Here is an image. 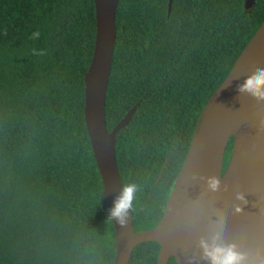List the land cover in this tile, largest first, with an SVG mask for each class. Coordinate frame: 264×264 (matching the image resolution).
I'll use <instances>...</instances> for the list:
<instances>
[{
  "label": "trees",
  "instance_id": "16d2710c",
  "mask_svg": "<svg viewBox=\"0 0 264 264\" xmlns=\"http://www.w3.org/2000/svg\"><path fill=\"white\" fill-rule=\"evenodd\" d=\"M254 1L173 0L168 14V0H119L105 123L139 103L115 144L122 186H141L134 229L159 220L204 105L264 20ZM94 39L93 0H0V264H113L83 119ZM157 248H135L129 264H154Z\"/></svg>",
  "mask_w": 264,
  "mask_h": 264
},
{
  "label": "water",
  "instance_id": "95a60500",
  "mask_svg": "<svg viewBox=\"0 0 264 264\" xmlns=\"http://www.w3.org/2000/svg\"><path fill=\"white\" fill-rule=\"evenodd\" d=\"M95 39L84 73L83 119L108 210L122 183L115 156L116 136L132 120L139 103L107 132L105 99L116 39L115 15L119 0H93ZM173 0H168L167 13ZM254 0H244L245 10ZM264 68V20L245 45L229 74L204 105L182 166L174 180L163 215L151 229L135 232L131 211L122 225L111 220L115 252L113 264H129L133 250L156 242V264H205L199 260L201 237L222 231L227 243L246 254L245 264H264V102L239 95L236 86L257 68ZM237 77L239 79H237ZM231 153L224 167L229 142ZM216 176L221 189L203 222L201 208L211 191L206 178ZM243 193L245 201L236 199ZM239 209V210H238Z\"/></svg>",
  "mask_w": 264,
  "mask_h": 264
},
{
  "label": "clouds",
  "instance_id": "9594fccd",
  "mask_svg": "<svg viewBox=\"0 0 264 264\" xmlns=\"http://www.w3.org/2000/svg\"><path fill=\"white\" fill-rule=\"evenodd\" d=\"M39 31H34L31 39H38ZM35 55H45V51L33 50ZM237 79H239L237 77ZM239 95H248L257 100L264 102V68H257L253 73L243 79V83L236 86ZM261 130H264V120L261 121ZM207 187L212 192H218L221 189V180L216 176L206 178ZM141 186L137 183L130 182L122 186L120 194L114 199V206L109 209L108 220H116L120 224L126 222L129 210H134V202L136 201ZM236 199L245 201L243 193H237ZM239 210V209H238ZM200 250L199 260L205 264H245L247 259L239 246L235 243H227L224 240L223 232L216 231L207 236H203L198 241Z\"/></svg>",
  "mask_w": 264,
  "mask_h": 264
},
{
  "label": "flooded vegetation",
  "instance_id": "af4514ba",
  "mask_svg": "<svg viewBox=\"0 0 264 264\" xmlns=\"http://www.w3.org/2000/svg\"><path fill=\"white\" fill-rule=\"evenodd\" d=\"M160 179V176L158 177V179H157V181L156 182H158V180ZM174 183V182H173ZM172 188V187H171ZM171 191V190H170ZM170 193V192H169ZM168 196H169V194H168ZM168 196H167V198H168ZM167 198H166V201H167ZM166 201H165V204H164V207H163V211H162V214H161V216L159 217V220L156 222V224L154 225V226H152V227H150V228H148V229H151V228H153V227H155L156 225H157V223L160 221V219H161V217H162V215H163V212H164V208H165V205H166ZM131 218H132V216H131ZM132 227H133V223H132ZM133 230L135 231V232H137V231H141V230H147V229H134V227H133ZM148 243H154V244H156L157 245V253H156V256H155V259L154 260H151L150 262H155L154 264H156V262H157V256H158V252H159V245L156 243V242H148ZM143 244H146V243H143ZM143 244H141V245H143ZM141 245H139V246H141ZM139 246H137L136 248H138ZM135 250V249H134ZM133 250V251H134ZM133 253V252H132ZM131 256H132V254H131ZM130 261H131V258H130ZM129 261V262H130ZM133 262H138L139 264H143V263H145V262H149V260H146V259H144V258H140V259H137V261H133ZM172 262H176L172 257H170L168 260H167V264H172ZM176 264V263H175Z\"/></svg>",
  "mask_w": 264,
  "mask_h": 264
},
{
  "label": "bare ground",
  "instance_id": "6f19581e",
  "mask_svg": "<svg viewBox=\"0 0 264 264\" xmlns=\"http://www.w3.org/2000/svg\"><path fill=\"white\" fill-rule=\"evenodd\" d=\"M218 192H212L209 194V196L206 198L205 202H204V206L203 208H201V212H200V217H199V223L203 222V220L205 219V217L207 216L208 212L210 211L214 199L217 196Z\"/></svg>",
  "mask_w": 264,
  "mask_h": 264
}]
</instances>
